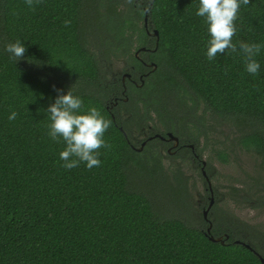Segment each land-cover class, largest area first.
Here are the masks:
<instances>
[{
  "label": "trees",
  "instance_id": "trees-1",
  "mask_svg": "<svg viewBox=\"0 0 264 264\" xmlns=\"http://www.w3.org/2000/svg\"><path fill=\"white\" fill-rule=\"evenodd\" d=\"M198 7L199 0H139V7L137 0H40L30 10L25 0H0V264H264L254 253L264 258V243L246 223L212 219L208 233L200 213L198 223L189 222L179 205L189 201L179 165L165 169L153 142L135 151L129 123L105 108L117 86L106 80L102 62L121 58L141 71L134 53L154 49L156 69L127 91L135 128L150 125L197 144L206 136L202 108L246 126L238 142L264 167V0L241 4L232 38L261 44L257 75L245 70L239 45L237 53L207 59L210 37ZM145 16L157 39L145 33ZM16 40L26 49L17 61L4 47ZM94 41L104 48L95 50ZM69 89L85 110L95 107L111 121L103 137L111 147L99 149V167H62L65 142L48 135L47 108ZM12 111L17 116L9 120ZM160 184L182 216L153 202ZM239 196L251 208L264 207V186L261 196Z\"/></svg>",
  "mask_w": 264,
  "mask_h": 264
},
{
  "label": "rangeland",
  "instance_id": "rangeland-1",
  "mask_svg": "<svg viewBox=\"0 0 264 264\" xmlns=\"http://www.w3.org/2000/svg\"><path fill=\"white\" fill-rule=\"evenodd\" d=\"M91 45L95 50L104 48L102 41H94ZM124 62L125 60L121 58H116L111 63L104 60L102 64L104 63L103 66L107 73L106 80L109 81L116 70L124 65ZM108 64L109 67H107ZM206 112L202 108L198 110V113H205L199 115L198 121L200 127L203 126L206 136L200 138L195 146L197 153L199 152L201 159L207 164L205 170L217 200L210 219L218 223L217 219L234 217L238 222L246 223L251 228V232L257 235L254 240L258 239L257 243L262 240L263 244L264 207L251 208L249 204L242 203L239 196L240 191H250L261 196L264 186V167L261 159L255 153L245 150L238 142V138L248 131L246 126H242L238 121L223 122ZM182 136L185 137V135ZM219 154L226 156L224 161L219 158ZM178 165L183 171L189 199L188 204L181 202L179 205L186 208L183 216L195 225L200 220L198 199L205 194L204 181L199 168L195 169L186 158L164 159L163 162L165 169L175 170ZM153 194L157 195V199L156 202L152 200L158 203L161 211L167 215L182 216L176 202L177 198L172 199L168 190L161 184L158 191L154 190ZM262 250L264 251V248Z\"/></svg>",
  "mask_w": 264,
  "mask_h": 264
},
{
  "label": "clouds",
  "instance_id": "clouds-1",
  "mask_svg": "<svg viewBox=\"0 0 264 264\" xmlns=\"http://www.w3.org/2000/svg\"><path fill=\"white\" fill-rule=\"evenodd\" d=\"M134 0H126V3L132 5ZM40 3V0H25V4L30 10H34V5ZM250 0H199V7L196 15L204 18V24L207 26L209 39L206 42V55L209 61H212L218 53H224L230 50L242 55L245 70L252 75H257L260 64L255 59L261 51V44L246 43L237 41L233 43V37L237 29L235 21L237 20L241 4L249 5ZM139 7V0H137ZM145 13L150 11L149 7L143 9ZM67 26L70 21H65ZM5 51L11 54L15 61L21 59L26 51L24 44L20 40L5 44ZM59 93L60 90H57ZM49 113L48 135L59 142L62 138L66 147L59 153L60 159L64 161L62 167L72 169L77 167L80 162L91 169L99 167V149L110 148L104 140L105 131L111 126V121L105 119L95 107H89L86 110L83 107L81 98L74 96L69 89L64 94H58L54 102L47 108ZM17 116L12 111L8 117L14 120ZM75 157V159H72Z\"/></svg>",
  "mask_w": 264,
  "mask_h": 264
},
{
  "label": "flooded vegetation",
  "instance_id": "flooded-vegetation-1",
  "mask_svg": "<svg viewBox=\"0 0 264 264\" xmlns=\"http://www.w3.org/2000/svg\"><path fill=\"white\" fill-rule=\"evenodd\" d=\"M144 30L150 39L156 38L152 36L154 30L150 29L148 25L146 27L144 26ZM138 50H136V52ZM154 51V49L152 50L151 48H146L145 51H140L138 54H136V52L134 53L136 60L141 64L143 70L134 71L133 67L128 66L126 62H124V65L122 67L116 70V73L112 75L111 79L113 83L116 84L117 89L115 93H112L110 98L105 103V108L111 114L113 119H118L121 125L127 122L129 123V126H131L129 130L131 134L130 140L134 145H136L135 147H133L135 151L142 152L148 143L153 142V144L157 147V151L163 156L164 159L171 160L180 159L181 157H183L188 159L195 169L199 168L201 177L204 181L205 194L198 199V212L201 214L205 224H207L206 228H208L211 223V231V228L213 227V221L212 219H210V215H212V210L214 209L217 200L215 198L213 188L211 194L207 186L206 178H209L205 170L207 164L201 159L200 154L197 153L195 144H190L189 141L183 140L182 137L173 135L171 133L174 137L177 138L176 143L173 139H168V132H165V136H163L160 134V132H162L161 128L157 129V131L159 132H156L155 129H153V127L150 125H146V128L140 127L137 130L135 128L134 122L132 124V116L128 113V110H126L127 107H125L126 104L128 105V107L130 105L129 97L127 95L128 88L130 86H133L134 88H141L145 82V79L149 78V75L154 71L152 65L154 63L151 62L149 57V54ZM119 129L122 130V128ZM157 135L162 137V139ZM124 136L126 137L125 133ZM143 143H145V145L140 151L139 148ZM209 206L211 207L209 211L206 212ZM204 213H206V216L204 215ZM258 247L264 248V246H260V244Z\"/></svg>",
  "mask_w": 264,
  "mask_h": 264
},
{
  "label": "water",
  "instance_id": "water-1",
  "mask_svg": "<svg viewBox=\"0 0 264 264\" xmlns=\"http://www.w3.org/2000/svg\"><path fill=\"white\" fill-rule=\"evenodd\" d=\"M144 26H145V27L147 26V18H146V16H145V18H144ZM152 36L156 37V39H157V38H158V32H157L156 30H154V32L152 33ZM156 45H157V44H156ZM145 50H146V48H141V49H139V50L136 52V54H138L140 51H145ZM152 65H153V69L155 70V69H156V65H155V64H152ZM157 136H159V135H157ZM155 137H156V136H155ZM159 137H160V136H159ZM168 137H169L168 139H173V140L177 143V138L174 137L171 133H168ZM160 138L162 139V137H160ZM144 145H145V143H143L142 146L139 148L140 151H141V149H142V147H143ZM206 180H207V186H208V188H209V190H210V193L212 194V186H211L210 179L207 177ZM210 207H211V206H209V208L206 210V212L209 211ZM204 215L206 216V213H204ZM210 227H211V223H210L209 227L207 228V232H208V233L210 232ZM208 237H209L210 240H212V241H214V242H221V243H223V237H222V236L214 237V236H212V235H209ZM225 237L227 238V235H225ZM236 243H241L242 245H245L246 247L250 248L248 244H246V243H244V242H241V241H239V240H236ZM250 249H251L252 251H254L252 248H250ZM254 253L259 257L260 261H261L262 263H264V258H263L261 255H259L258 253H256L255 251H254Z\"/></svg>",
  "mask_w": 264,
  "mask_h": 264
}]
</instances>
